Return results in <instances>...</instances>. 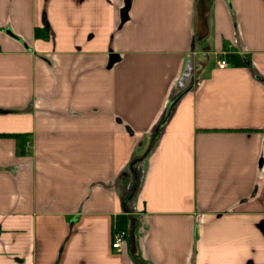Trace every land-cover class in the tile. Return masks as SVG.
Returning a JSON list of instances; mask_svg holds the SVG:
<instances>
[{
    "label": "crops",
    "instance_id": "0c3cea01",
    "mask_svg": "<svg viewBox=\"0 0 264 264\" xmlns=\"http://www.w3.org/2000/svg\"><path fill=\"white\" fill-rule=\"evenodd\" d=\"M0 264H264V0H0Z\"/></svg>",
    "mask_w": 264,
    "mask_h": 264
},
{
    "label": "built area",
    "instance_id": "2783aa9c",
    "mask_svg": "<svg viewBox=\"0 0 264 264\" xmlns=\"http://www.w3.org/2000/svg\"><path fill=\"white\" fill-rule=\"evenodd\" d=\"M217 67L223 69L227 67V62L225 60H219L217 62ZM125 239V232L123 230H114L112 234L111 249L114 251H121Z\"/></svg>",
    "mask_w": 264,
    "mask_h": 264
}]
</instances>
